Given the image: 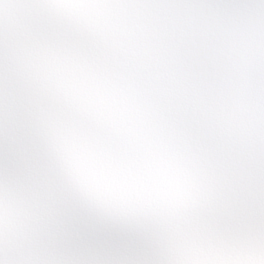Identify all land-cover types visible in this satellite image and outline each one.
Returning a JSON list of instances; mask_svg holds the SVG:
<instances>
[{"label":"snow or ice","instance_id":"6c2138e0","mask_svg":"<svg viewBox=\"0 0 264 264\" xmlns=\"http://www.w3.org/2000/svg\"><path fill=\"white\" fill-rule=\"evenodd\" d=\"M0 264H264V0H0Z\"/></svg>","mask_w":264,"mask_h":264}]
</instances>
